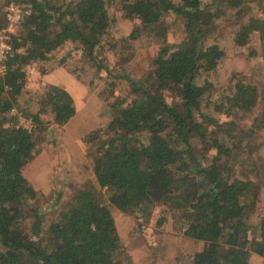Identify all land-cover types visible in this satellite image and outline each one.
Here are the masks:
<instances>
[{
	"label": "trees",
	"instance_id": "16d2710c",
	"mask_svg": "<svg viewBox=\"0 0 264 264\" xmlns=\"http://www.w3.org/2000/svg\"><path fill=\"white\" fill-rule=\"evenodd\" d=\"M11 1H21L29 13L11 35L14 50L0 73V264H121L123 246L111 206L145 214L156 204L171 208L172 202L187 208L179 222L182 232L204 242L185 264H251V251L264 258V214L254 218L256 180L231 171L234 147L223 143V129L236 123L233 116L221 118L233 106L252 115L258 94L264 103V85L239 77L230 93L212 102L213 84L201 78L224 55L207 40L215 19L231 8L232 15L245 14L234 30V43L245 44L253 33L264 38V16L245 11L261 7L263 0H119L124 15L136 21L122 40L150 33L160 41L159 49L145 73L128 76L127 93L110 104L106 127L84 136L86 142L95 141V182L75 188L53 218L40 209L41 193L22 172L40 146L34 130L18 123V114L41 128L69 122L76 109L68 90L56 84L24 107L18 98L25 66L66 40L76 42L89 59L95 57L112 22L110 0H63L59 5L0 0V26ZM166 15L180 20L179 41L166 39ZM167 90L173 93L171 101ZM253 120L258 122L254 131L264 128V109ZM193 138L206 145L196 146ZM262 160L236 161L264 170ZM164 219L160 216L158 224Z\"/></svg>",
	"mask_w": 264,
	"mask_h": 264
},
{
	"label": "rangeland",
	"instance_id": "374dc122",
	"mask_svg": "<svg viewBox=\"0 0 264 264\" xmlns=\"http://www.w3.org/2000/svg\"><path fill=\"white\" fill-rule=\"evenodd\" d=\"M62 1L49 0L52 5H59ZM108 9L112 22L104 45L97 48L95 57L89 59L76 42L66 40L45 58L25 66V83L18 98L24 107L37 100L39 92L47 86L56 84L68 90L76 109L69 122L56 126L45 123L41 128L30 116L18 114V123L34 130L40 146V151L23 166L22 172L41 193L37 200L47 218L56 216L61 204L75 188L88 180L94 181L91 166L95 141L86 142L84 136L93 129L106 127L112 111L110 104L122 100L127 93L128 76L145 73L159 49L160 41L150 33L122 40L136 21L124 15L119 0H110ZM225 10L224 17L215 19L207 38L208 42L217 43L224 55L214 69L201 76L213 84L210 92L212 102L219 101L223 93H230L239 77L264 85V38L253 33L245 44L234 43V30L244 20L245 14L232 15L233 9L226 7ZM245 11L264 16V0L261 7L252 5ZM2 15L3 9L0 20ZM165 24L168 26L166 39L179 41L182 36L180 20L166 15ZM165 94L168 101L173 100L172 92L167 90ZM34 106L31 104L30 108ZM263 106L260 93L251 110L252 115L233 106L227 115L221 117L233 116L236 123L223 129V133H227L223 135V143L234 147L228 163L231 171L256 180L258 199L254 218L259 213L264 214V170L259 164L254 168L237 161H259L262 157L264 162V128L254 131L258 129V122L253 120L255 114L264 109ZM42 118L46 121L50 117L43 114ZM248 130L252 132L246 135ZM230 134L233 136L229 137ZM193 143L206 145L199 138H193ZM215 152L216 149H212L209 154ZM111 208L123 246L119 255L121 264H185L204 245L203 240L185 235L179 227L182 212L187 210L182 204L172 202L171 208L166 204H156L145 214H132L114 205ZM160 216L165 219L158 224ZM249 259L251 264H264V258L255 252H250Z\"/></svg>",
	"mask_w": 264,
	"mask_h": 264
},
{
	"label": "built area",
	"instance_id": "2783aa9c",
	"mask_svg": "<svg viewBox=\"0 0 264 264\" xmlns=\"http://www.w3.org/2000/svg\"><path fill=\"white\" fill-rule=\"evenodd\" d=\"M4 23L0 26V73L5 72L6 60L12 54L14 48L11 42V35L15 32L22 16L27 15L28 8L24 3L9 2L5 7ZM11 111H15L11 108Z\"/></svg>",
	"mask_w": 264,
	"mask_h": 264
}]
</instances>
